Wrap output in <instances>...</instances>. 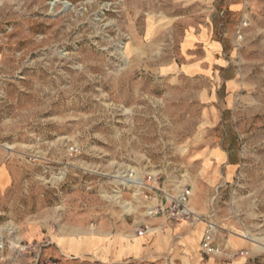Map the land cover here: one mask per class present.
<instances>
[{
    "label": "rangeland",
    "instance_id": "obj_1",
    "mask_svg": "<svg viewBox=\"0 0 264 264\" xmlns=\"http://www.w3.org/2000/svg\"><path fill=\"white\" fill-rule=\"evenodd\" d=\"M202 26L240 85L219 125L207 109L223 101L203 96L217 75L165 71ZM204 139L239 150L241 182L224 205L262 245L245 264H264V0H0V167L13 176L0 188V264H167L56 256L51 235H138L156 199L189 185L188 148ZM230 248L223 263L243 264L248 249Z\"/></svg>",
    "mask_w": 264,
    "mask_h": 264
},
{
    "label": "crops",
    "instance_id": "obj_2",
    "mask_svg": "<svg viewBox=\"0 0 264 264\" xmlns=\"http://www.w3.org/2000/svg\"><path fill=\"white\" fill-rule=\"evenodd\" d=\"M183 44L185 60L181 64L175 62L166 66L165 71L180 72L189 76L201 74L213 76L215 73L218 79L203 93V96L205 101H210L212 104L219 103L220 98L223 101L224 106L221 109L214 105L216 115L212 108L207 109L209 120L213 119L214 123L219 125L223 121L221 110L233 109L236 106L240 86L234 70L231 69L230 73L222 75L227 72L223 69L229 65V61L224 56V44L213 37V30L208 26L187 30ZM220 83H224L225 89L219 95ZM188 150V167L193 177L189 183L192 190L191 207L198 213L211 217L218 225L217 231L222 228L228 234L229 237L223 245L218 240L216 231L213 238L216 246L248 249L243 253L245 258L243 264H245L249 252L255 251L256 246L262 247V245L249 234L236 231L237 220L232 217V210L224 205L228 198L230 202L236 199V189L241 182L238 175L241 163L239 150L230 142L220 143L212 139L197 141L190 145ZM12 183L10 167L1 166L0 188L6 189ZM226 190L229 191L230 197L224 199ZM234 213L238 214L235 209ZM144 224L149 226V229L146 233L136 236L119 230L112 232L106 226L97 230L62 228L51 235V241L56 245V256L90 254L100 260L116 261L155 254L165 255L168 259L167 264H235L236 262L232 259L223 263L220 257L222 254H209L203 249L206 229L204 220L173 224L163 216L150 215L144 218ZM142 226L139 225L138 229Z\"/></svg>",
    "mask_w": 264,
    "mask_h": 264
},
{
    "label": "built area",
    "instance_id": "obj_3",
    "mask_svg": "<svg viewBox=\"0 0 264 264\" xmlns=\"http://www.w3.org/2000/svg\"><path fill=\"white\" fill-rule=\"evenodd\" d=\"M245 25L247 23H244ZM155 188V187H153ZM192 190L189 185L181 186L175 194L164 192L162 197L156 199V203L148 209L149 215L163 216L173 224L204 220L206 223L205 239L203 240V249L209 254H223L224 250L214 243V235L218 229L217 223L209 216L198 213L191 207ZM148 226L138 229V234L147 232ZM30 247V245H28ZM55 261H49L48 264H56Z\"/></svg>",
    "mask_w": 264,
    "mask_h": 264
},
{
    "label": "bare ground",
    "instance_id": "obj_4",
    "mask_svg": "<svg viewBox=\"0 0 264 264\" xmlns=\"http://www.w3.org/2000/svg\"><path fill=\"white\" fill-rule=\"evenodd\" d=\"M129 180L132 181V182H138L137 181L138 179H135V178H129Z\"/></svg>",
    "mask_w": 264,
    "mask_h": 264
}]
</instances>
